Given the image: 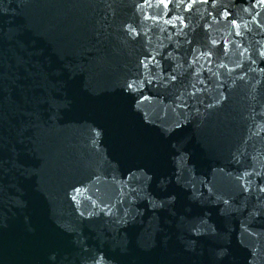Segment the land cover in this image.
Instances as JSON below:
<instances>
[{
  "label": "water",
  "instance_id": "water-1",
  "mask_svg": "<svg viewBox=\"0 0 264 264\" xmlns=\"http://www.w3.org/2000/svg\"><path fill=\"white\" fill-rule=\"evenodd\" d=\"M0 264H264V0H0Z\"/></svg>",
  "mask_w": 264,
  "mask_h": 264
}]
</instances>
